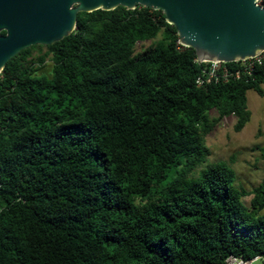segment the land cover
Instances as JSON below:
<instances>
[{"label": "trees", "instance_id": "trees-1", "mask_svg": "<svg viewBox=\"0 0 264 264\" xmlns=\"http://www.w3.org/2000/svg\"><path fill=\"white\" fill-rule=\"evenodd\" d=\"M47 58L50 75L37 74ZM195 58L161 11L138 6L78 13L68 37L5 64L0 264L264 257V175L236 186L226 163H208L205 141L224 118L236 133L250 121L246 93L264 97V61L199 87Z\"/></svg>", "mask_w": 264, "mask_h": 264}, {"label": "water", "instance_id": "water-1", "mask_svg": "<svg viewBox=\"0 0 264 264\" xmlns=\"http://www.w3.org/2000/svg\"><path fill=\"white\" fill-rule=\"evenodd\" d=\"M138 6L161 11L201 61L233 63L264 50V6L256 0H0V72L21 51L68 37L78 13Z\"/></svg>", "mask_w": 264, "mask_h": 264}, {"label": "rangeland", "instance_id": "rangeland-1", "mask_svg": "<svg viewBox=\"0 0 264 264\" xmlns=\"http://www.w3.org/2000/svg\"><path fill=\"white\" fill-rule=\"evenodd\" d=\"M152 44V41L136 44L135 54H142ZM45 49L34 50L37 56ZM52 63L45 60L39 75L49 76ZM247 107L251 112L250 121L244 129L236 133L233 130L235 118L233 116L220 121L206 137V145L210 150L208 163H226L235 173V185L246 191L252 190L264 175V160L260 156L259 148L264 147V97H259L253 90L246 93ZM211 117H216L212 111ZM251 196L242 199L245 206H249Z\"/></svg>", "mask_w": 264, "mask_h": 264}, {"label": "built area", "instance_id": "built-area-1", "mask_svg": "<svg viewBox=\"0 0 264 264\" xmlns=\"http://www.w3.org/2000/svg\"><path fill=\"white\" fill-rule=\"evenodd\" d=\"M257 5H261V0H256ZM264 61V50L257 53L254 57L248 58L238 63L235 67H228L224 62L219 61H201L197 58L194 62L198 65H202L200 75L196 79L197 86H204L211 81H228L229 79H239L241 75H250L254 68L260 65ZM225 264H264L263 256H255L251 259H243L241 257L229 256L225 260Z\"/></svg>", "mask_w": 264, "mask_h": 264}]
</instances>
